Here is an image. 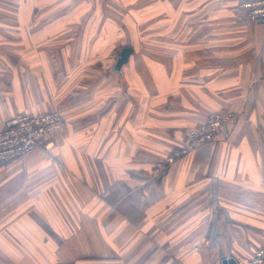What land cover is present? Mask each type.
<instances>
[{"label":"crops","instance_id":"crops-1","mask_svg":"<svg viewBox=\"0 0 264 264\" xmlns=\"http://www.w3.org/2000/svg\"><path fill=\"white\" fill-rule=\"evenodd\" d=\"M21 1L0 3V127L5 118L19 112L41 113L58 109L55 106H66L70 116L85 115L91 121L102 112L103 123L121 125L119 139L125 138L127 107L137 123L145 122L142 115L156 112L157 107L167 112L171 121L175 113L181 118L178 122L192 123L189 128L222 107L238 111L239 118L230 125L227 136H218L177 158L164 178L148 182L157 185L167 215H172L166 216L165 230L142 226L140 221L132 230L126 220H140L142 215L127 213L125 197L110 200L114 206L117 202L119 209L105 201L103 195L111 194L110 187L118 186L119 194L124 193L127 181L123 176L94 179L88 185L104 190L89 195L87 203H95L101 210L54 214L59 219L62 214L85 218L81 227L75 222V228L82 231L71 233L73 222H60V228L65 227L61 234H37V252L24 243L25 234L19 236L10 225L5 230L12 245L17 236L20 242L16 245L24 250L17 257L7 250L8 257L0 258V264H147L145 257L156 250V240L165 241L170 251L176 252V259L169 257L168 264H223L227 257L245 264L264 244V22L247 19L238 10L243 0H217V27L198 28L207 35L191 36L187 24L176 36L178 46H172L170 52H138L126 45L134 51L118 72L113 69L116 61H110L109 56L118 40L110 24L102 25L100 33L95 32L96 25L78 32L79 8L88 4L78 0ZM98 4H93L94 11L100 10ZM234 8L242 16L233 13ZM49 80L51 84L59 82L56 95L47 92ZM145 80L149 88L143 86ZM129 94L137 101L132 107L126 104ZM147 95L155 103L148 108L142 104V100L147 103ZM163 100L166 105L159 106ZM188 130L178 145L187 139ZM60 131L50 135L53 145ZM53 148L40 144L8 164H0V188L5 187L7 178L4 193L26 197L22 200L25 210L3 213L0 218L20 215L22 231L33 229L30 219L46 218L39 210L30 211L31 192L40 193L47 184L44 177H38V187L31 190V171H39L45 164L30 161L50 154ZM48 238L58 241L54 251L62 257H44ZM113 252H118L117 257ZM151 256L157 264L156 256Z\"/></svg>","mask_w":264,"mask_h":264},{"label":"rangeland","instance_id":"rangeland-1","mask_svg":"<svg viewBox=\"0 0 264 264\" xmlns=\"http://www.w3.org/2000/svg\"><path fill=\"white\" fill-rule=\"evenodd\" d=\"M14 1L21 0H0V3ZM78 2L88 4L83 10L79 8L78 32H84L96 25L95 32L100 33L101 26L107 23L114 30L115 38L118 40L111 46L113 48L109 51L110 61H116L119 51L126 45L134 46L138 52H149L150 50L170 52L172 46L175 49L178 46L179 39L177 37L183 33L187 24H189L191 36L207 35L205 30L198 31V28L203 29L204 25L217 27V0H78ZM94 3H99V11L93 10ZM233 13L241 15L236 8H234ZM171 37L176 38L172 41ZM142 76L147 79L145 75ZM56 84L59 85V82L51 84L49 80L46 85L50 86V90L46 91L56 95L58 92ZM143 86L149 88L148 80H145ZM127 88H131V85H128ZM33 91H37L36 88ZM39 91L42 97L43 89ZM54 95L51 96L52 102H55ZM129 96L131 97L127 98L126 104L132 107L137 101L133 99V95L129 94ZM144 98L147 103L142 100L143 107L148 108L151 104H155L150 101L149 95ZM165 105L166 101L163 100L159 106ZM54 108H58L63 112L66 125L56 135L60 138L53 145V150L49 151L50 154L48 153L46 156L37 155L30 161L35 164L38 162L45 164L41 170L31 171V175H33L30 178L31 190L34 191L35 187H38L35 180L38 177H44L47 184L41 187L40 193L37 191L31 192L30 211L39 210L45 213L46 218L30 219L33 229L27 227L25 231L21 230L20 222L23 219L20 215L16 218H0V258L8 257L7 250L9 253L12 251L15 257L24 250L21 249V245H16L20 242L17 240V236H14V245H12L9 239L10 235H7L5 230L10 225L14 226V232L18 231L19 236L21 233L25 234L26 242L24 243L31 244L34 250L38 246L39 235L37 234L59 235L65 230L64 225L60 228V222L64 224L73 222V230H69L71 233L82 231L75 228V222L81 227L80 222L85 221V218L79 217L77 219L73 215L71 217L74 218H70V214H62V219H59L54 218V214H57L56 211L60 210L62 213L72 210L79 212L101 210L102 208L95 207V203H87L89 195L93 196L104 190L103 187L88 185L91 182L90 180L93 181L94 179L106 180L112 178L117 180L119 177L125 178L123 180L127 181V186L124 193L119 194L118 186L110 187L109 193L111 194H104L103 197L113 209H119L120 205L116 202V206H114L110 203V200L118 201L117 196L125 197L127 213L132 216L136 211V213L142 215L140 220L133 218L126 220L132 230L140 226L139 221L142 226L155 225V227L158 226L159 229L165 230L166 216L171 218L172 215H167V204L157 185L148 182L159 180L162 175V178H164L165 173L170 169L168 167H171L175 161H167L170 149L179 142L183 134H186L189 125L192 123L178 122V119L181 118L175 113L172 115L174 121H171L167 117V112L161 111L158 107L156 112L142 115V118L146 119L145 122L137 123L136 117L132 115L133 112L131 113L129 107H127L124 124L125 138L119 139L118 128H121V125L118 127L117 123H103L101 120L102 112L97 114L95 121H91V117L86 118L85 115L80 118L75 115L70 116L69 108L66 106L62 108L55 106ZM187 126L188 128H186ZM179 131L181 133L177 134ZM41 152L44 153V151ZM54 152L55 154H53ZM6 164L8 163L6 162ZM6 180L7 178H5V187H7ZM60 181L61 184H59ZM5 187L0 188L2 189L0 190V214H13V211H15L14 214H17L25 210L26 205L22 200L25 201L26 197L19 196L16 198L7 191L4 193ZM113 193H115V196H112ZM37 194L44 197H38ZM142 194L145 196H142ZM174 217H176V214ZM143 223L146 225H143ZM155 242L157 244L156 250L147 251L150 252L145 257L147 264H156V261L150 260V254L156 256L157 264H168L167 260L171 256L176 259L177 254L175 251H170V244L159 240ZM57 243L58 241L55 240L54 243L49 241L48 238L47 244L49 247L46 245L45 258L62 257L58 251H54ZM213 252L217 254V250ZM41 253L40 250V255ZM113 253L117 257L118 252ZM133 254L134 252L131 251V260L134 258ZM166 256L168 257L165 258Z\"/></svg>","mask_w":264,"mask_h":264},{"label":"built area","instance_id":"built-area-1","mask_svg":"<svg viewBox=\"0 0 264 264\" xmlns=\"http://www.w3.org/2000/svg\"><path fill=\"white\" fill-rule=\"evenodd\" d=\"M238 10L249 19L264 22V0H243ZM238 112L227 107L209 113L207 118L189 128L187 139L175 147L167 161L173 162L218 136H227ZM66 119L59 109L41 113L19 112L5 118L0 127V164L19 158L43 144L50 149L54 141L50 135L63 130ZM245 264H264V244L258 246Z\"/></svg>","mask_w":264,"mask_h":264},{"label":"water","instance_id":"water-1","mask_svg":"<svg viewBox=\"0 0 264 264\" xmlns=\"http://www.w3.org/2000/svg\"><path fill=\"white\" fill-rule=\"evenodd\" d=\"M133 51H134V48L132 46H125L120 52V55L117 58L113 66V69L118 72H121L123 64L129 61V57ZM222 263L223 264H238V262L236 261L234 257H227L223 259Z\"/></svg>","mask_w":264,"mask_h":264}]
</instances>
